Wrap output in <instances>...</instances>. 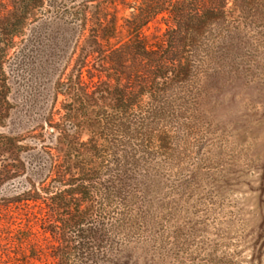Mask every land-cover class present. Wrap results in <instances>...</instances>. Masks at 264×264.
Returning a JSON list of instances; mask_svg holds the SVG:
<instances>
[{
    "label": "rangeland",
    "instance_id": "374dc122",
    "mask_svg": "<svg viewBox=\"0 0 264 264\" xmlns=\"http://www.w3.org/2000/svg\"><path fill=\"white\" fill-rule=\"evenodd\" d=\"M125 2L135 0H102L109 17L116 11L119 32L99 46V55L78 61L87 33L78 38L69 22L35 20L38 12L30 17L23 32L34 43L28 57L21 63L0 58L7 76L4 81L0 68V135L33 147L44 127L39 137L52 145L47 121L64 115L56 82L74 68L89 91L109 79L106 55L118 40L130 39L125 19L132 8ZM226 8L232 14L224 26L239 31L231 30L226 48L213 51L189 82L191 97L178 90L190 102L149 132L147 176L126 206L111 209L123 213L127 228L122 239L110 228L106 264H264V0H230ZM11 9V0H0V20ZM165 31L159 16L142 33L157 46ZM36 151L22 153L24 166L15 175H3L0 157V264H59V236L50 230L57 213L43 192L47 172ZM27 191L35 200H25Z\"/></svg>",
    "mask_w": 264,
    "mask_h": 264
},
{
    "label": "trees",
    "instance_id": "16d2710c",
    "mask_svg": "<svg viewBox=\"0 0 264 264\" xmlns=\"http://www.w3.org/2000/svg\"><path fill=\"white\" fill-rule=\"evenodd\" d=\"M11 1L12 9L0 20L2 60L8 57V61L21 63L28 57L34 43L23 32L35 12L39 14L35 20L69 22L78 38L87 33L77 61L99 55V46L116 38L119 32L116 11L109 17L108 6L100 5L102 0ZM229 2H125L132 8L125 19L130 39L118 40L106 55L109 79L89 91L80 76L74 74V68L64 81L56 82L55 97L58 93L65 96L64 115L60 121H47L55 135L52 145H44L39 137L44 127L35 135L38 142L33 147L18 145L16 136L0 135V157L4 159L3 169H7L3 175L18 174L24 166L22 153L35 152L40 145L36 152L44 156V161L37 165L47 172L41 179L42 189L58 218L50 230L59 236V264H106L113 244L110 228L116 226L121 239L127 228L126 221L120 218L123 213L111 209L126 206L127 199L147 176L149 132L175 117L177 108L180 111L190 102L178 90L186 88L185 93L191 97L189 82L195 81L213 51L226 48L234 33L231 30L239 31V27L224 26L232 14V9L226 8ZM159 16L166 24L165 39L160 45H149L143 28ZM216 28L222 29L213 36ZM179 32L177 45L174 39ZM16 37H21L17 43ZM9 48L15 49L11 56ZM174 51L180 54L176 56ZM3 75L7 81L4 70ZM5 88L9 89L8 85ZM7 164L15 169L10 171ZM27 193L25 200H35L34 193Z\"/></svg>",
    "mask_w": 264,
    "mask_h": 264
}]
</instances>
